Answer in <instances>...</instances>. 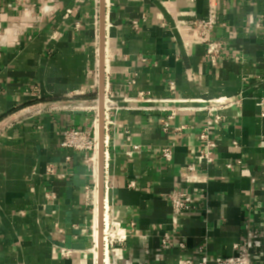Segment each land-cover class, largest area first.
Returning a JSON list of instances; mask_svg holds the SVG:
<instances>
[{"label":"crops","instance_id":"1","mask_svg":"<svg viewBox=\"0 0 264 264\" xmlns=\"http://www.w3.org/2000/svg\"><path fill=\"white\" fill-rule=\"evenodd\" d=\"M210 4L216 68L187 27ZM99 45L100 0H0V264H98L99 165L61 140L99 127ZM104 61V232L122 238L109 264H215L249 233L264 264V0H105ZM175 190L197 208L173 218Z\"/></svg>","mask_w":264,"mask_h":264},{"label":"built area","instance_id":"2","mask_svg":"<svg viewBox=\"0 0 264 264\" xmlns=\"http://www.w3.org/2000/svg\"><path fill=\"white\" fill-rule=\"evenodd\" d=\"M48 1V0H46ZM195 2L196 0H191ZM49 10L48 7H46ZM190 17V21L187 22V27L195 34L198 42L203 45L205 51V57L210 62L213 68L219 66L220 62L224 58V49L225 45L223 42L214 39V32L218 26V10L216 5L210 4L208 9V15L206 18H198L195 14L190 13L188 15ZM137 28V24H135ZM134 83V82H133ZM169 90L176 95V83L171 81L169 82ZM145 94H139V98L143 100L149 101ZM231 100H219L220 107L215 108H206L209 113H214V120L209 123V126L212 124L218 125L222 122V116L217 112L218 110H222L224 108H228L231 105H234V102H230ZM174 102H183L180 100H174ZM185 103V102H184ZM217 104V103H216ZM219 105V104H218ZM186 110L185 108L178 107L174 108L171 111V114L167 117L166 120L163 121V127L165 130L169 128V122L174 120L178 114V111ZM109 112V110H108ZM107 117V110L105 112ZM107 125L105 124V129ZM184 127L178 129V131L183 130ZM200 140L205 145V152L203 154L204 159L208 164H212L214 162L213 152L218 147L217 143L211 139L209 135V130H205L199 136ZM99 144V141H98ZM96 141H95V132L92 134L91 132L79 130V129H68L62 134L61 147L64 149H71L77 152H85L91 153L95 151ZM138 149V147H136ZM163 158L166 161H172L173 159V151L171 148H166L163 150ZM188 171L193 173L196 171L194 165L188 166ZM48 175H56L55 166H49L46 170ZM59 178H62L59 176ZM51 199L53 196H49ZM169 200L172 207V217L179 218L186 212H190L191 210L196 209V198L186 192L181 190H175L169 195ZM110 239V240H109ZM259 240V236L257 234L249 233L244 240L234 246L235 254L231 257L227 258H218L215 264H255V248L257 246ZM122 238L119 235L109 234L107 240L105 241L106 248L110 242V244H114L116 242H121ZM168 239L165 238L163 240V244H167Z\"/></svg>","mask_w":264,"mask_h":264},{"label":"water","instance_id":"3","mask_svg":"<svg viewBox=\"0 0 264 264\" xmlns=\"http://www.w3.org/2000/svg\"><path fill=\"white\" fill-rule=\"evenodd\" d=\"M100 118H99V227H98V264H104L105 246H104V199H105V0H100Z\"/></svg>","mask_w":264,"mask_h":264},{"label":"bare ground","instance_id":"4","mask_svg":"<svg viewBox=\"0 0 264 264\" xmlns=\"http://www.w3.org/2000/svg\"><path fill=\"white\" fill-rule=\"evenodd\" d=\"M99 47H100V45H99ZM100 51V50H99ZM108 59H107V56H106V70L108 71V61H107ZM98 68L99 67H97V70H98ZM106 71V72H107ZM99 77H100V75H99ZM97 109V108H96ZM96 127H98V123L96 124ZM94 132H95V141H96V146H95V151H97L98 150V162H97V159L96 158H94V156H95V151L93 152V161H94V166H95V168H97V166L99 165V144H98V141H99V127L97 128V129H95L94 130ZM99 168V167H98ZM98 180H99V170H98ZM99 182V181H98ZM98 199H99V193H98ZM98 213H99V210H98V212L96 211V213H95V215H96V220H95V228H94V230H95V239H96V241H97V239H99L98 238V235H99V233H98V227H99V218H98ZM105 231V230H104ZM108 232H106V234H105V232H104V236H105V238H104V241H106L107 240V238H108ZM105 257V256H104ZM104 264H109V261H108V258H104Z\"/></svg>","mask_w":264,"mask_h":264},{"label":"rangeland","instance_id":"5","mask_svg":"<svg viewBox=\"0 0 264 264\" xmlns=\"http://www.w3.org/2000/svg\"><path fill=\"white\" fill-rule=\"evenodd\" d=\"M94 132H92V134H93ZM108 234H110V232H108ZM104 238H105V236H104ZM104 246L106 247V244H105V241H104ZM105 262V261H104Z\"/></svg>","mask_w":264,"mask_h":264}]
</instances>
